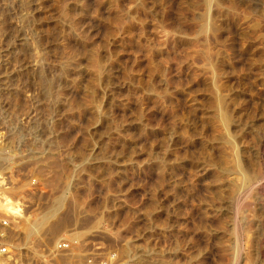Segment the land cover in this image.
<instances>
[{
  "label": "rangeland",
  "instance_id": "obj_1",
  "mask_svg": "<svg viewBox=\"0 0 264 264\" xmlns=\"http://www.w3.org/2000/svg\"><path fill=\"white\" fill-rule=\"evenodd\" d=\"M202 4L0 0V221L20 213L0 232L21 263L68 234L77 262L256 264L255 212L228 202L259 171L264 39Z\"/></svg>",
  "mask_w": 264,
  "mask_h": 264
},
{
  "label": "bare ground",
  "instance_id": "obj_2",
  "mask_svg": "<svg viewBox=\"0 0 264 264\" xmlns=\"http://www.w3.org/2000/svg\"><path fill=\"white\" fill-rule=\"evenodd\" d=\"M211 3H213V10L215 9V16H217L216 18L219 19L220 21H226L229 23H236V22H242V24L247 25L245 28H247L246 30H248V38L249 39H264V0H205V4L207 5V7H210ZM210 4V5H209ZM202 8L204 7V4H202ZM206 5L204 8H206ZM203 8V9H204ZM209 8H207L208 10ZM206 10V9H204ZM206 10V11H207ZM205 12V11H204ZM206 13V12H205ZM204 16V15H203ZM223 18L225 20H223ZM203 19V18H202ZM210 21V20H209ZM215 21V20H214ZM213 22V21H212ZM218 22V23H219ZM206 23V21H205ZM221 23V22H220ZM223 23V22H222ZM219 24V25H222ZM213 25V24H212ZM218 25V24H217ZM218 25V31H220V28L222 29V27H219ZM225 25V24H223ZM222 25V26H223ZM230 25V24H229ZM237 25V24H236ZM239 25V24H238ZM206 26V25H205ZM230 27V26H229ZM206 28V27H205ZM242 28V27H241ZM204 29V27H203ZM203 31V30H202ZM206 32V31H205ZM233 32V31H232ZM242 32V31H241ZM217 34V33H216ZM263 34V35H262ZM237 36V35H236ZM240 36V34H239ZM242 39V38H240ZM244 39V38H243ZM247 39V38H246ZM248 40V39H247ZM249 41V40H248ZM251 41V40H250ZM255 41V40H252ZM258 41V40H256ZM262 42V41H261ZM264 42V41H263ZM244 43V42H243ZM246 43V42H245ZM254 43V42H253ZM253 43L251 42L250 45H253ZM240 44V43H239ZM258 44V43H256ZM255 44V45H256ZM264 44V43H263ZM262 44V45H263ZM254 45V47H255ZM261 45V43H260ZM259 46V44H258ZM253 47V48H254ZM248 48V47H247ZM250 48V47H249ZM257 48V46H256ZM264 48V45H263ZM206 49V48H205ZM256 50V49H255ZM261 50V49H260ZM262 53V52H261ZM247 56V55H246ZM255 56V55H254ZM260 56V55H259ZM264 56V55H263ZM256 58V57H255ZM264 58V57H263ZM253 59V57H252ZM258 59V57H257ZM250 60V59H248ZM259 60V59H258ZM257 61V60H256ZM255 61V62H256ZM221 62V61H220ZM261 63V62H260ZM220 64V63H219ZM250 64V62L248 63ZM257 64V63H256ZM223 65V64H222ZM260 65V64H259ZM214 66V65H213ZM213 69V68H212ZM218 69V68H217ZM251 69V68H250ZM214 70V69H213ZM219 70V69H218ZM262 70V69H261ZM259 70V71H261ZM221 71V70H220ZM258 71V72H259ZM217 72V70H216ZM213 73V72H212ZM228 87V86H227ZM216 94V93H215ZM219 96V95H218ZM220 97V96H219ZM219 99V98H218ZM221 100V99H220ZM223 104V103H222ZM215 106V105H214ZM217 106V105H216ZM219 108V107H218ZM221 112V111H220ZM214 114V113H213ZM223 116V115H221ZM226 119V118H224ZM234 120V119H233ZM221 121V120H220ZM226 129V128H225ZM261 132V131H260ZM228 140V139H227ZM226 141V140H225ZM227 142V141H226ZM233 142V141H232ZM250 142V141H249ZM259 142V141H258ZM242 143V142H241ZM227 144V143H226ZM230 145V144H229ZM258 145V144H257ZM259 158H257V160L259 159V165L257 166L259 168V171L256 172V175L250 177L248 174H246V172H240L241 173V177L243 178L242 184L238 185L240 187L239 190H237L238 192H234V197L231 199L230 202H228L229 204V209L232 210L233 213H237L240 212V209H247L249 210V208H252V211L255 212V226L257 229V237H256V244L258 247L257 251H256V257L257 258V262L256 264H264V140L262 142H259ZM233 148H235V146H232ZM232 148V149H233ZM255 149V148H254ZM238 150V149H237ZM212 151V150H211ZM230 151V150H229ZM232 151V150H231ZM229 154V153H228ZM234 154V152H233ZM232 154V155H233ZM238 154V153H237ZM181 157V156H180ZM254 157V155H253ZM258 157V156H256ZM223 159V158H222ZM225 160V159H224ZM227 160V159H226ZM234 160V159H233ZM232 162V161H231ZM258 162V161H257ZM208 163V162H207ZM236 163V161H235ZM234 163V164H235ZM221 164V163H220ZM227 164V163H226ZM240 164V163H239ZM231 166V165H230ZM235 167V166H234ZM230 168V167H229ZM42 169V168H41ZM231 170V169H230ZM43 171V170H42ZM44 172V171H43ZM233 172V171H232ZM248 172V171H247ZM239 173V174H240ZM243 173L244 175H246V177H243ZM44 174V173H43ZM190 174V173H189ZM192 174V173H191ZM255 174V173H254ZM232 175V174H231ZM253 175V174H252ZM47 176V174H44V177ZM234 176V175H233ZM46 178V177H45ZM236 179V178H235ZM48 180V179H47ZM237 181V180H236ZM236 184V183H235ZM227 189V188H226ZM232 192H233V188H232ZM232 194V193H231ZM211 196V195H210ZM232 196V195H231ZM61 198V197H60ZM6 199V198H5ZM63 199H60V201H55L56 205L54 207L51 208V210L49 212H47L46 214H44L39 220H37L35 223H33V225H31V227L28 229L27 233L25 236H27L26 238H28V236H32L33 234H38L43 230V227L46 226V224L49 222V220H51L52 218H54L55 215H57V211L60 210L62 205V201ZM6 202L2 205V208L5 209L7 212H9L10 214L13 215H18L20 217V213L18 211L17 205H14L12 202H10L9 200H5ZM64 201V200H63ZM227 204V203H226ZM199 206V205H198ZM208 206V205H207ZM226 206V205H225ZM226 208V207H225ZM155 209V208H154ZM246 210V211H247ZM253 212V213H254ZM242 213V212H241ZM249 213V212H248ZM252 213V212H251ZM187 215V214H186ZM248 215V214H247ZM246 215V216H247ZM56 217V216H55ZM236 217V216H234ZM227 218V217H226ZM249 220V219H248ZM245 222V221H244ZM249 222V221H248ZM232 224V223H231ZM251 225V224H250ZM233 226V225H232ZM204 229V228H203ZM230 229V228H229ZM238 229V228H237ZM240 229V228H239ZM253 229V228H252ZM234 229H232L231 231H233ZM236 231V230H234ZM249 231V230H248ZM242 232V231H241ZM255 233V231H254ZM244 234V233H243ZM229 235V234H228ZM232 235V234H231ZM256 235V234H255ZM236 236V235H235ZM238 236V235H237ZM241 236V234H240ZM244 236V235H243ZM249 237V235H247ZM251 236V235H250ZM7 237H5L6 239ZM230 238V237H229ZM234 238V237H233ZM239 239H241L240 237H238ZM247 238V237H246ZM5 239L3 241H5ZM238 239V240H239ZM236 240V239H235ZM222 241V239H221ZM237 241V240H236ZM252 241V240H251ZM232 242V241H231ZM230 242V243H231ZM235 242V241H234ZM182 243V242H181ZM238 243H240V241H238ZM235 243V244H238ZM244 243V242H243ZM232 244V243H231ZM234 244V243H233ZM222 245V244H221ZM239 245V244H238ZM238 245L236 248H238ZM233 246V245H232ZM240 247V246H239ZM238 250V249H237ZM247 250V249H246ZM232 251V250H231ZM241 251V250H240ZM235 252V251H232ZM248 254V253H247ZM240 255V253L238 254ZM235 258L238 257L237 255H234ZM242 256V254H241ZM249 256V255H247ZM234 258V259H235ZM241 257H239L238 260H240ZM244 258L245 254H244ZM243 258V259H244ZM228 259V258H227ZM231 259V258H230ZM244 259L245 263L248 264L247 262L250 260L247 257V261ZM254 259V258H253ZM237 260V259H236ZM237 260V261H238ZM231 261V260H229ZM225 263V262H224ZM227 263V262H226ZM253 263V262H252ZM26 264H31V262L26 263ZM236 264V263H235ZM251 264V263H250Z\"/></svg>",
  "mask_w": 264,
  "mask_h": 264
},
{
  "label": "built area",
  "instance_id": "obj_3",
  "mask_svg": "<svg viewBox=\"0 0 264 264\" xmlns=\"http://www.w3.org/2000/svg\"><path fill=\"white\" fill-rule=\"evenodd\" d=\"M33 187H38L36 180H31ZM18 215L6 217L0 221L1 230H5L9 226L10 220H17ZM6 237L4 231L0 232V264H24L19 261V252L9 243L2 241ZM78 247L77 240L68 234H64L57 238L49 251L48 264H115L116 254L114 252L101 253L98 250L92 249L82 261H73L74 250ZM60 261H64L61 263ZM26 264V263H25Z\"/></svg>",
  "mask_w": 264,
  "mask_h": 264
}]
</instances>
